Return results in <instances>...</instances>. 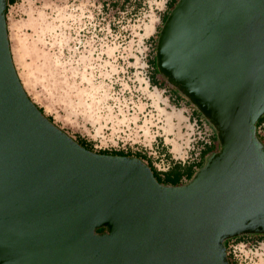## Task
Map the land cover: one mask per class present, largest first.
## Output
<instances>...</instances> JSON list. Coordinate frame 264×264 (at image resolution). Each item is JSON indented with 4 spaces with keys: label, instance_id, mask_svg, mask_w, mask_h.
I'll return each mask as SVG.
<instances>
[{
    "label": "water",
    "instance_id": "1",
    "mask_svg": "<svg viewBox=\"0 0 264 264\" xmlns=\"http://www.w3.org/2000/svg\"><path fill=\"white\" fill-rule=\"evenodd\" d=\"M5 9L0 0V264H230L226 239L264 235V0H178L161 26L157 69L219 143L176 186L140 158L85 148L38 109Z\"/></svg>",
    "mask_w": 264,
    "mask_h": 264
},
{
    "label": "rangeland",
    "instance_id": "2",
    "mask_svg": "<svg viewBox=\"0 0 264 264\" xmlns=\"http://www.w3.org/2000/svg\"><path fill=\"white\" fill-rule=\"evenodd\" d=\"M110 1L16 0L8 6L11 55L26 93L56 126L74 140L85 138L95 152H145L161 170L171 160H191L198 140L216 132L204 119L194 124V106L175 97L170 84L160 89L149 82L165 0H147L135 11ZM162 135L173 138L169 155L156 147ZM253 236L243 240L251 244L237 245L240 264H264V235Z\"/></svg>",
    "mask_w": 264,
    "mask_h": 264
},
{
    "label": "trees",
    "instance_id": "3",
    "mask_svg": "<svg viewBox=\"0 0 264 264\" xmlns=\"http://www.w3.org/2000/svg\"><path fill=\"white\" fill-rule=\"evenodd\" d=\"M119 1V0H117ZM178 1V0H177ZM16 0H6V9H5V16L7 14V10H8V6L15 3ZM176 2V0H169L167 5V10L164 11L163 15H162V22H164L167 13L169 12L170 9L173 8L174 3ZM176 4V3H175ZM160 31V30H159ZM159 35V34H158ZM148 67H150L151 71H150V76H149V82L154 85L157 88H164L167 85V81L162 78V76L160 75L157 66H156V57H154L153 59H149L148 60ZM159 76L161 78H159ZM169 84V83H168ZM172 88L177 92L175 94V97L177 98H181L184 97L176 88H174L172 86ZM186 98V97H185ZM187 99V98H186ZM188 102H190L187 99ZM36 106L38 107V109L43 113V108L39 107L37 104ZM191 116L193 119H196L199 122H202V120H206L208 121L198 110L196 107H193V111L191 112ZM47 118L53 122V119L51 116H47ZM209 123V122H208ZM264 123V114L262 116L259 117V119L256 122V136L257 138L262 142V144L264 145V140L257 134V129ZM210 124V123H209ZM212 126V125H211ZM213 127V126H212ZM215 130V129H214ZM216 132V131H215ZM75 140L82 146H84L85 148L92 150V144L87 141L85 138L81 137V136H76ZM201 143L202 147L199 150L198 156L196 159L193 160H188V161H172L170 165L164 169H157L154 165H153V160L152 157L150 155H147L145 152H135L130 153L128 150L124 151L121 149L118 150H107V149H101L98 150L96 152L98 153H106V154H114V155H124V156H135L137 158H140L142 161L146 162V164L150 167V169L153 172V175L155 176L156 180L163 184V185H171V186H176V185H181L184 184L186 182H188L195 174V172L200 169L201 167L204 166L206 159L208 158V156L218 150L219 148V143H218V139H217V135H211L209 136V141L208 142H202L200 141L199 144ZM159 144V142H158ZM163 148H165L163 146ZM164 155H169V152L164 151ZM105 228L101 227L96 229L97 233H101L104 232ZM255 234H246V235H240L237 237H233L230 239H226L224 241L225 246H226V251H227V257L229 260L230 264H239L237 260L233 259L232 256L230 255V253H228V243L230 240H233L234 242L238 243L240 241H243L245 239L246 236H253ZM261 236H263V234H259ZM259 239V238H258ZM262 239H259L257 241H260Z\"/></svg>",
    "mask_w": 264,
    "mask_h": 264
},
{
    "label": "built area",
    "instance_id": "4",
    "mask_svg": "<svg viewBox=\"0 0 264 264\" xmlns=\"http://www.w3.org/2000/svg\"><path fill=\"white\" fill-rule=\"evenodd\" d=\"M116 1L117 0L113 1V3H115ZM121 1L124 2L123 7H125V8L130 7L132 9V11H135V10H140L141 8H143L145 6L147 0H121ZM101 2L104 3L105 5H109V3H111L110 0H101ZM165 2H166V0H165ZM129 4H130V6H129ZM139 31H140V29H139ZM193 120H194V124H196L197 127H200L203 124V122L199 123V121H197L196 119H193ZM263 125H264V123L257 129V134L264 140V129L261 128ZM209 136H210V133H208L207 138L205 136H202V138L199 139L198 141L199 142L200 141L208 142ZM199 142H197V143H199ZM200 148H201L200 145H198L197 146V152L194 154V156L192 157L191 160L197 158ZM230 241L231 242L228 245V253H230L232 258L235 260H236L235 255H236L237 245H239L241 243H243L244 245L251 244V242H249V241H247V242L240 241L238 243H236V242L234 243L233 240H230Z\"/></svg>",
    "mask_w": 264,
    "mask_h": 264
},
{
    "label": "crops",
    "instance_id": "5",
    "mask_svg": "<svg viewBox=\"0 0 264 264\" xmlns=\"http://www.w3.org/2000/svg\"><path fill=\"white\" fill-rule=\"evenodd\" d=\"M203 121V120H202ZM209 128V127H208ZM210 129V128H209ZM168 133H170V132H168ZM213 133H210V136L212 135ZM175 135H177V134H175ZM177 138V137H176ZM171 140H173V138L171 139V138H169V136L167 135V136H161L160 138H159V144H157V146L156 147H160V150H162V151H166V152H170L171 151V148H169V146L168 145H171L172 146V148H173V142L171 141ZM161 144V145H160ZM160 145V146H159ZM163 146L165 147V148H163ZM200 147H202V145H201V143H200ZM246 239L248 238V239H251V240H254V239H256V238H254V236H246L245 237Z\"/></svg>",
    "mask_w": 264,
    "mask_h": 264
},
{
    "label": "flooded vegetation",
    "instance_id": "6",
    "mask_svg": "<svg viewBox=\"0 0 264 264\" xmlns=\"http://www.w3.org/2000/svg\"><path fill=\"white\" fill-rule=\"evenodd\" d=\"M168 1H169V0H166V2H165V7H164V10H163V13H164V11L167 10V5H166V4L168 3ZM163 13H162V15H163ZM162 15L160 16V19H162Z\"/></svg>",
    "mask_w": 264,
    "mask_h": 264
}]
</instances>
